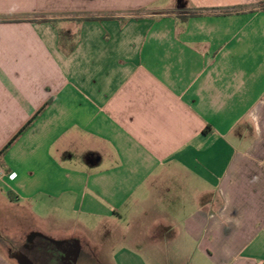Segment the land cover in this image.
<instances>
[{
    "label": "crops",
    "instance_id": "obj_1",
    "mask_svg": "<svg viewBox=\"0 0 264 264\" xmlns=\"http://www.w3.org/2000/svg\"><path fill=\"white\" fill-rule=\"evenodd\" d=\"M137 1L0 0V264H264V0Z\"/></svg>",
    "mask_w": 264,
    "mask_h": 264
},
{
    "label": "rangeland",
    "instance_id": "obj_2",
    "mask_svg": "<svg viewBox=\"0 0 264 264\" xmlns=\"http://www.w3.org/2000/svg\"><path fill=\"white\" fill-rule=\"evenodd\" d=\"M44 7H54L62 10H67L64 14H77L85 13L84 11H89L94 8L103 7V8H114L121 4V6H131L134 3H138L137 0H42ZM31 17V16H30ZM49 225V224H48ZM51 227L53 225L50 224ZM101 235V234H100ZM99 234L97 238L99 239ZM99 242L102 243V240L99 239ZM86 253V254H85ZM84 253V259L90 260L92 264H108L105 261L103 256H90L89 252Z\"/></svg>",
    "mask_w": 264,
    "mask_h": 264
},
{
    "label": "trees",
    "instance_id": "obj_3",
    "mask_svg": "<svg viewBox=\"0 0 264 264\" xmlns=\"http://www.w3.org/2000/svg\"><path fill=\"white\" fill-rule=\"evenodd\" d=\"M261 8H264V4L261 5ZM202 11L204 10H200V9H196L195 12H193V14H191L190 16L191 17H194V16H197L199 15ZM186 18H184L185 20ZM62 37H63V34H62ZM41 114V111L39 113H37V115L32 119V121H30V123L28 125H26L22 131L19 133V135L15 138L14 137V140L10 142V144L6 147V149H4V151L1 152V154H5L8 150V148L14 143V141L17 140V138H19V136H21L29 127H30V124H32L33 121H35L37 119V117ZM207 133V132H206Z\"/></svg>",
    "mask_w": 264,
    "mask_h": 264
},
{
    "label": "flooded vegetation",
    "instance_id": "obj_4",
    "mask_svg": "<svg viewBox=\"0 0 264 264\" xmlns=\"http://www.w3.org/2000/svg\"><path fill=\"white\" fill-rule=\"evenodd\" d=\"M35 247L34 246H30L28 248H25V250H22L21 253H17V257L19 256V258H24V255L28 256V258H30V260H32L35 264H40L37 256L34 254L35 252ZM22 254H24L22 256ZM51 262V259H49Z\"/></svg>",
    "mask_w": 264,
    "mask_h": 264
},
{
    "label": "built area",
    "instance_id": "obj_5",
    "mask_svg": "<svg viewBox=\"0 0 264 264\" xmlns=\"http://www.w3.org/2000/svg\"><path fill=\"white\" fill-rule=\"evenodd\" d=\"M8 171H6L5 169H3L0 165V178H4V177H9L12 176L13 173H7Z\"/></svg>",
    "mask_w": 264,
    "mask_h": 264
},
{
    "label": "water",
    "instance_id": "obj_6",
    "mask_svg": "<svg viewBox=\"0 0 264 264\" xmlns=\"http://www.w3.org/2000/svg\"><path fill=\"white\" fill-rule=\"evenodd\" d=\"M23 264H32V263L30 262L28 258L24 257Z\"/></svg>",
    "mask_w": 264,
    "mask_h": 264
}]
</instances>
